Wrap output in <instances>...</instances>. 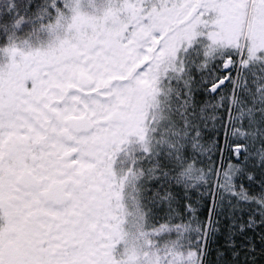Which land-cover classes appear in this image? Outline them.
I'll list each match as a JSON object with an SVG mask.
<instances>
[{
  "label": "snow or ice",
  "instance_id": "6c2138e0",
  "mask_svg": "<svg viewBox=\"0 0 264 264\" xmlns=\"http://www.w3.org/2000/svg\"><path fill=\"white\" fill-rule=\"evenodd\" d=\"M0 264H264V0H0Z\"/></svg>",
  "mask_w": 264,
  "mask_h": 264
}]
</instances>
